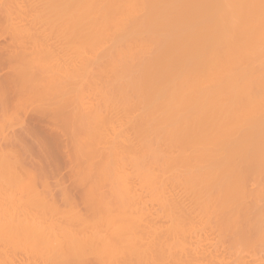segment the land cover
Wrapping results in <instances>:
<instances>
[{
  "label": "bare ground",
  "instance_id": "bare-ground-1",
  "mask_svg": "<svg viewBox=\"0 0 264 264\" xmlns=\"http://www.w3.org/2000/svg\"><path fill=\"white\" fill-rule=\"evenodd\" d=\"M28 2L24 10L35 13L38 4L41 14L38 8L24 20L23 3L0 0V38L9 36L0 46L1 99L19 123L41 99L32 110L41 140L26 143L43 151L41 141L56 140L72 183L120 184L115 203L104 200L101 187L97 198L87 190L75 199L59 184L62 206L47 190L42 210L26 185L36 178H24V170L35 171L16 165L18 151L1 148L39 129L9 136L1 128L0 168L23 170L18 179L26 183L9 187L26 185L42 211L19 210L23 203L33 209L32 198L17 200L0 188V264H257L249 253L257 241L264 247V0ZM131 148L133 157L119 152ZM127 166L155 182L159 210L150 212L153 198L145 203L133 192L138 183L126 182ZM247 178L261 181L253 199L245 194Z\"/></svg>",
  "mask_w": 264,
  "mask_h": 264
},
{
  "label": "rangeland",
  "instance_id": "rangeland-1",
  "mask_svg": "<svg viewBox=\"0 0 264 264\" xmlns=\"http://www.w3.org/2000/svg\"><path fill=\"white\" fill-rule=\"evenodd\" d=\"M2 1V0H1ZM25 1V0H24ZM23 0H22V2L21 3H23L24 2ZM29 2H30V0H28ZM35 1V2H34ZM36 1H38V0H31V2H34L35 4L37 3ZM28 2V3H29ZM19 3H20V0H19ZM20 3V4H21ZM24 3H26L27 4V0H26V2H24ZM21 4V6H25L26 4ZM22 7L23 8V10H20V15H22V19H24V20H27V19H29L30 18V15H32V16H37L36 14L38 13L39 14V12H40V14H41V7H39V5L37 4V5H35V9H36V14L32 11H27V9L26 10H24L25 9V7ZM36 6H38L37 8H36ZM38 8H40L39 9V12H38ZM21 12H23V14H21ZM30 13V15H29V13ZM28 13V14H27ZM32 13H34V14H32ZM25 15V16H24ZM27 15H29V17L27 16ZM26 22V23H25ZM22 25H25V27L27 26L28 27V23H27V21H23V23H22ZM39 25V26H38ZM38 25H36L35 26V29H37L38 27V29H37V31H40L41 32V28L40 27H42V28H44V25L42 26V24H38ZM55 31H56V33H55ZM47 32V31H46ZM51 34H50V36L51 37H49V38H52L51 40H49V41H51L52 42V40H53V42L51 43V42H49V44L50 45H52V46H57L58 45V42H57V38H56V34L58 33V31L57 30H54V33H53V30H51ZM5 36V38L3 37V38H0V46H3L4 44H6V42H8V40H9V36L7 35V37H6V34H4ZM55 37V38H54ZM54 38V39H53ZM3 39V40H2ZM70 39H72V38H70ZM69 39V41L71 42L70 44H71V46L74 44V42H72L71 40ZM54 40H56V42L54 41ZM66 41V40H65ZM65 41H60V42H65ZM67 42V43H66ZM65 42V48H67L66 49V52L68 53L71 49H69L67 46H69V42L68 41H66ZM55 45H54V44ZM73 43V44H72ZM70 47V46H69ZM83 48H84V50L85 51H87V47H86V49H85V47L83 46ZM68 50V51H67ZM70 53H72V52H70ZM87 53V52H86ZM69 54V53H68ZM72 55V54H71ZM85 55H87V54H85ZM85 55H83L84 57L83 58H86V56ZM83 58H82V60H83ZM81 60V61H82ZM76 60H74V63H79V62H81V61H76ZM5 74V71H4V69H3V71L0 69V76L2 75V74ZM3 76V75H2ZM84 78V77H83ZM103 79V78H102ZM102 79L100 80V83H101V81H102ZM84 80V79H83ZM99 82V81H98ZM84 86H86V85H83V90L85 91V89L87 88H85ZM89 89V88H88ZM87 90V89H86ZM88 96H86V95H84V97H83V101L84 102H86L87 100H88V98H87ZM9 98V97H8ZM87 99V100H86ZM34 100V99H33ZM41 99H35L34 101H33V106H31V107H29L28 108V110L29 111H27L26 112V114H18L21 118H19L20 120H22L23 121V123L20 121V123L22 124V125H19L20 123L17 121V119H14V114L13 113H9V112H12V111H10V109L6 106V104H5V102L1 99V97H0V103H1V101H2V103H1V109L2 110H0L1 111V113L0 114H2V115H0L1 116V118L3 119V120H1L0 119V121L2 122V121H7V122H3V123H1V127H0V131H3V135H4V133L7 131V134L9 135V136H12L13 134H14V132H15V134H18L19 132H21L22 130V128L23 129H26V130H28V129H30V131L31 130H37V128L39 129V130H37L36 132H31L32 134H31V136H30V134L28 133V134H25L26 136V138H23V141H24V139H25V141H24V143H22V142H20V143H18V144H16V146H15V144H13V147H11V145H8V144H6V143H2L1 144V148L3 147V148H5V149H10V152H11V150H13L12 151V154H13V152L14 151H18L17 152V156H18V159H19V161L18 160H16V154L14 153V157H15V160H14V162L15 161H17V164L16 165H20V168H21V165H22V163L24 162V164H26L25 166H24V164H23V166H22V168H24V167H28L29 166V168L31 169V173L33 172V171H35V172H33V174H29V175H27L29 172H27L26 170H22L21 171V169L18 167V169L17 170H20L22 173H20V174H23V172H24V174H26L25 175V179H26V177H31V178H29V179H32V178H36V180L34 179V181H35V183L33 182L32 184H30V181L28 182V181H26V182H28V184H30V185H28V184H26V183H24V184H26L29 188H30V190H29V188L25 185V186H23V187H25V188H23V190H19V189H22V185H24L23 183H22V185H21V178H22V175L20 176V174L19 175H17L18 174V172L16 171V170H14V169H16L15 167H14V165H10L11 167H13V170H12V168L10 169V167H9V165H6L5 167L6 168H4V170L5 171H3L2 170V167L0 168L1 169V171L3 172V173H0V175L2 174V176H0L1 178L3 177L4 179H7V181H8V183H7V181H6V183H4V182H2V179L0 180L1 182H0V188H1V190L2 191H5L6 192V190H9L10 192H12V191H14V192H12L14 195H13V197L16 199V198H18L17 200H22L23 199V201H26V200H28V198H25V197H31V195H33V194H37L38 193V195H36V196H33L34 198L35 197H37L38 196V198H39V200L41 199V196H43L44 194H47V190H49L50 192H52V193H54V196L56 197L55 199H57L58 197H59V195L58 194H60V188H61V186L62 187H66L67 186V189L69 188H71L70 190V194L75 198V199H78V197L77 196H80V194L81 193H84L85 191L87 192V190H88V193H90L91 195H93V196H96V198L98 197V196H100L103 192H104V194H105V197L107 198H105L104 200L105 201H109L110 203H115L116 202V197H115V194H114V188L115 187H117L120 183H118V182H114V181H110L111 183H109V181H102V182H100V185H99V183H96L97 185H99L97 188L99 189V191H98V189L96 188H94V185H95V182H94V184H91V185H93L92 187L90 186V184H87L86 186H84V184H85V182H83V185H81L80 184V186H78L77 184H76V182L75 181H73V182H75V183H72L71 181L73 180V178H75V175H71V177H70V175H69V167H68V165H65V162H64V164L62 163V158H60L61 156V154L59 153V151H58V149H57V147H56V144H54L55 143V141L54 140H49V139H45L44 141H41V142H43V143H41V147L44 149L43 151H44V153H41V152H43V151H41L40 149H39V147L38 146H35V145H33V144H27L26 143V141L28 140V141H31L32 139H33V137L34 138H40L39 140H41V129L39 128V127H41L40 125L41 124H39V122L37 123V121H39V120H37L36 119V117H34L35 116V114L32 112V110H34L35 109V107H36V105L38 106L39 104H40V101ZM10 101H12L11 99H10ZM36 103V104H35ZM41 105V104H40ZM39 105V106H40ZM3 108H4V111H3ZM33 108V109H32ZM130 110H132V109H130ZM131 112V111H130ZM132 112H133V110H132ZM8 113H9V116H8ZM12 117V120H11V117ZM18 116V117H19ZM120 116V115H119ZM122 116V118H123V115H121ZM121 116L119 117V119L121 118ZM36 119V120H35ZM117 119H118V116H117ZM118 119V120H119ZM114 121V122H116V124H115V126L117 127L118 125H119V123L118 122H121V121ZM122 120V119H121ZM30 121V122H29ZM14 123V124H13ZM31 123V124H30ZM41 123V122H40ZM4 124V125H3ZM24 124V125H23ZM34 124V125H33ZM118 124V125H117ZM29 125V126H28ZM50 125H52V124H50ZM14 126V127H13ZM20 126H23V127H20ZM31 126V127H30ZM35 126H37V128H35ZM39 126V127H38ZM1 128H3V129H6V131H4L3 129L1 130ZM42 128V127H41ZM43 129V128H42ZM48 128L46 127L45 128V130H47ZM44 130V131H45ZM29 131V130H28ZM18 132V133H17ZM130 133V137H129V134H127V136H128V138H130L131 139V141H133V136H131V135H134V134H131V133H133V132H131V131H129ZM1 133V132H0ZM12 133V134H11ZM38 133V134H37ZM2 135V136H3ZM40 135V136H39ZM1 135H0V140H1V137H2ZM28 136H30V137H28ZM33 136V137H32ZM36 136V137H35ZM32 137V138H31ZM63 136H61V138H62ZM65 138V137H64ZM63 139V138H62ZM57 142V141H56ZM1 143V142H0ZM26 144V145H25ZM43 144V145H42ZM102 145H99L100 147H107L108 145H105V144H107V143H101ZM6 145V146H5ZM51 145V146H50ZM23 147V148H22ZM56 147V148H55ZM133 148H134V146H132ZM2 148V149H3ZM16 148V149H15ZM133 148H131V150H130V152L129 151H126L125 153L122 151V150H120L119 152H121L122 154L121 155H125V156H129V157H133L134 155H132L133 153L132 152H134V154L136 153L135 152V150L134 151H132V149ZM53 149V150H52ZM57 149V150H56ZM29 151V152H28ZM132 151V152H131ZM38 152V153H37ZM127 152H129V153H127ZM23 153V154H22ZM25 153V154H24ZM46 153V154H45ZM176 153H178L177 151H175V153H174V155L176 154ZM21 154V155H20ZM44 156H43V155ZM55 154H59L58 156L57 155H55ZM138 154V153H137ZM136 154V155H137ZM21 156V162H20V156ZM28 156V157H27ZM32 156V157H31ZM60 156V157H59ZM42 157V158H41ZM58 157V158H57ZM63 157H65V156H63ZM23 158V159H22ZM46 158V159H45ZM48 158V159H47ZM66 158V157H65ZM126 158V157H125ZM34 159V160H33ZM30 160V161H29ZM52 160V161H51ZM13 161V160H12ZM11 161V162H12ZM1 162V161H0ZM2 162H3V160H2ZM19 162V163H18ZM49 162V163H48ZM61 162V163H60ZM21 163V164H20ZM3 165V163H0V165ZM6 164V163H5ZM4 164V165H5ZM52 164V165H51ZM1 165V166H2ZM18 165V166H19ZM28 165V166H27ZM39 165V166H38ZM48 165V166H47ZM63 165V166H62ZM7 166H8V168H9V174L8 173H6V174H4V172H7L6 171V169H7ZM130 166V165H129ZM129 166H127V168L125 167V169H123V174H124V176L126 177V182L129 180V181H131L132 180V182H130V184L132 183V185L133 184H136V185H133V186H135V188H136V186H137V183H138V186L140 187H138L137 186V188L136 189H132L133 190V192H137L138 194H142V197H141V200L143 199L144 201H145V203H148L149 202V199H150V201H152V199L151 198H153V195H154V193L156 192V191H154V190H152L154 187H155V182L154 181H150V182H148V181H145L144 179H142L143 180V182H141L142 180H140V179H138L139 177H138V175H137V171L136 170H134L133 169V167H129ZM148 166H149V164H148ZM17 167V166H16ZM40 167V168H39ZM41 168L43 169V170H41ZM150 168H151V166H150ZM25 169V168H24ZM28 169V168H27ZM30 169H28V170H30ZM127 169V170H126ZM41 170V171H40ZM49 170V171H48ZM125 170H126V172H125ZM0 171V172H1ZM12 171V172H11ZM14 171L16 172V174L14 173ZM57 171V172H56ZM134 171H136V172H134ZM249 171V170H248ZM247 171V172H248ZM56 172V173H55ZM128 172V173H127ZM246 172V173H247ZM13 173L15 174L14 176H12L13 175ZM42 173H44V174H42ZM135 173V174H134ZM3 174L5 175V176H7V177H9L10 176V180L7 178V177H5V176H3ZM129 174H131V175H129ZM32 175H35L34 177H32ZM68 175V176H67ZM129 175V176H128ZM134 175L136 176V177H134ZM15 176H17V177H15ZM20 176V177H19ZM72 176H73V178H72ZM248 176V175H247ZM13 177V178H12ZM18 177H19V179H18ZM45 179H44V178ZM138 177V178H137ZM250 177V176H249ZM248 177V178H249ZM16 178V182H15V185H14V179ZM23 178V179H24ZM40 178V179H39ZM41 178H42V180H43V182L41 181ZM70 180H69V179ZM129 178V179H128ZM135 178V179H134ZM247 178V179H248ZM251 178H252V176H251ZM134 179V180H133ZM11 180H12V182H11ZM33 180V179H32ZM60 180H62L61 182H63V184L60 182ZM250 179H248V181H249ZM18 181H20V182H18ZM39 181V182H38ZM45 181V182H44ZM60 183H59V182ZM128 181V182H129ZM254 181V180H253ZM252 181V179L250 180V182L249 183H252V185H247V183H246V185H245V187H246V191H245V194H249V193H247V192H251L250 193V196H252V197H250V198H252L253 199V197H254V195H253V191L255 192H257V190H259L260 189V187H261V181H257L258 182V186H257V183L254 181L253 182ZM9 182H10V184L12 185V186H16L17 184L20 186L21 185V187H18L19 189H17L16 187H9ZM36 182H37V185H36ZM55 182V183H54ZM57 182H58V185H57ZM104 182V183H103ZM108 182V183H107ZM134 182H136V183H134ZM139 182H140V184H139ZM246 182H247V180H246ZM74 184V186H72V184ZM112 183H114V184H112ZM144 183V185H146V186H142V184ZM150 183H151V189L149 188V186H150ZM45 184V185H44ZM59 184H61V186H59ZM109 184H112L111 186L109 185ZM253 184H255V185H253ZM260 184V185H259ZM17 185V186H18ZM32 185V186H31ZM47 185V186H46ZM77 185V186H76ZM96 185V186H97ZM103 185V186H102ZM51 186V187H50ZM89 186V187H88ZM105 186V187H104ZM109 186L110 187H112L113 186V188H109ZM153 186V187H152ZM248 186V187H247ZM8 187V188H7ZM58 187H59V189H58ZM100 187H101V194H100ZM145 187H146V190H144L145 189ZM164 187V186H163ZM10 188H11V190H10ZM31 188L33 189L32 191H31ZM37 188V189H36ZM80 188H81V190H80ZM88 188V189H87ZM142 188H143V191H142ZM165 188V193H166V191L168 190H171L170 188L171 187H169V186H167V184H166V187H164ZM166 188H167V190H166ZM259 188V189H258ZM35 189V190H34ZM43 189V190H42ZM51 189V190H50ZM83 189V190H82ZM91 189V190H90ZM111 191V192H109V190ZM140 189V190H139ZM150 189V190H149ZM155 189V188H154ZM26 190H27V192H28V196H27V194H26ZM31 191V192H33L34 191V193L32 194L31 192H29V191ZM37 190V191H36ZM40 190V191H39ZM97 190V191H96ZM134 190H136V191H134ZM138 190H139V192H138ZM248 190V191H247ZM9 191H7V192H9ZM23 191V192H22ZM44 191V192H43ZM103 191V192H102ZM113 191V192H112ZM151 191H153L154 193L152 194L151 193ZM25 192V193H24ZM73 192V193H72ZM96 192V193H95ZM147 192V193H146ZM255 192V193H256ZM43 193V194H42ZM51 193V194H52ZM19 194H21V195H19ZM26 194V195H25ZM30 194V195H29ZM41 194V195H40ZM100 194V195H99ZM117 194V193H116ZM151 194V195H150ZM245 194L243 193L242 194V197L245 199V201H247V204H248V202H250V198H249V195H246L245 196ZM82 195V194H81ZM150 195V196H149ZM256 195V194H255ZM21 196V197H20ZM152 196V197H151ZM33 197H31L30 199H31V201L30 202H28V203H30L31 204V202H32V204H33V209H31L32 208V205H29V204H27V203H23V201H22V207L21 206H19L20 208H18L19 210H28V211H30V212H33V213H40L41 214V211L43 210L41 207V200L40 201H35L36 202V204L37 203H39L40 204V206H39V204H37L41 209H39L40 210V212L38 211V206H37V208L35 209V202H33ZM22 198V199H21ZM61 197H59L58 198V200H56V202L57 203H59V205L62 203L61 202V199H60ZM35 199H37V198H35ZM34 199V200H35ZM147 199H148V201H147ZM247 199V200H246ZM252 199H251V201H252ZM244 201V202H245ZM27 202V201H26ZM254 202H257V203H255L256 205L259 203L260 205H262V201H259L258 202V200H254ZM251 203V202H250ZM249 203V204H250ZM258 204V205H259ZM155 207H154V206ZM253 205V204H252ZM25 206H27V208H25ZM31 206V207H30ZM60 206H62V204L60 205ZM148 206H149V209L151 210L150 212H152L153 210H159V208H156L158 205H157V203L156 202H154V198H153V201H152V203L151 202H149V204H148ZM80 210L81 211H84V207L81 205V203H80ZM153 207V208H152ZM148 208V207H147ZM35 209V210H34ZM163 209H165L164 211H167L166 210V208H163ZM37 210V211H36ZM156 210V211H157ZM36 213V214H37ZM249 213V212H248ZM250 214V213H249ZM253 216H254V214H252ZM48 216H50V215H48ZM246 216H249V215H246ZM250 217V216H249ZM55 218V217H54ZM54 218H51V219H54ZM248 218V217H247ZM252 219V216L250 217V219L248 220V219H246V221H247V223H249V221ZM115 220V219H114ZM166 220V219H165ZM164 220V221H165ZM252 220H254V218L252 219ZM251 220V221H252ZM163 220H162V222H163V224L164 223H167L166 221L164 222ZM251 221H250V223H251ZM255 222V221H254ZM169 223V222H168ZM253 224H255V223H253V221H252V224L251 225H253ZM164 225H167V224H164ZM246 225H248V224H246ZM135 226V225H134ZM134 226H132L133 228H134ZM132 228V229H133ZM135 228H136V226H135ZM134 230H136V229H134ZM215 237V238H214ZM213 238H214V240L217 238V236L216 235H214L213 234ZM257 243H259L258 244V248L256 247V244H255V247H254V249H256V250H253V252L254 253H252L251 251H250V253L249 254H251V255H253L252 257V259H256L257 261L255 262V260H252V261H254L255 263H257V264H264V263H262V262H264V247L262 248V246L261 247H259L260 245H261V243L260 242H258L257 241ZM257 249H258V251L260 252V255H259V253H258V251H257ZM263 252H262V251ZM261 252H262V254H261ZM257 253V254H256ZM256 254V255H255ZM250 255V256H251ZM256 257V258H255ZM257 257H259V258H257ZM263 257V258H262ZM260 258H261V261H259L260 260ZM259 261V262H258Z\"/></svg>",
  "mask_w": 264,
  "mask_h": 264
}]
</instances>
